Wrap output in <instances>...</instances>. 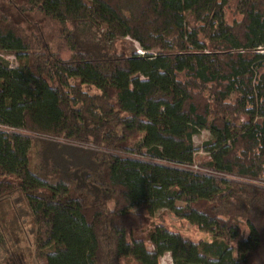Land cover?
I'll use <instances>...</instances> for the list:
<instances>
[{
	"label": "trees",
	"instance_id": "trees-1",
	"mask_svg": "<svg viewBox=\"0 0 264 264\" xmlns=\"http://www.w3.org/2000/svg\"><path fill=\"white\" fill-rule=\"evenodd\" d=\"M25 2L62 26L71 51L30 47L0 20V51L16 58L0 59V203L23 200L37 260L159 264L168 253L172 264H264V0ZM126 37L139 50L115 51ZM206 86L207 98L192 91ZM202 128L208 158L195 163ZM20 131L48 139L35 164L34 141ZM66 149L85 157L68 151L76 160L64 162ZM134 207L147 218L169 210L211 240L159 224L137 230ZM145 240L153 251L131 243Z\"/></svg>",
	"mask_w": 264,
	"mask_h": 264
},
{
	"label": "rangeland",
	"instance_id": "rangeland-1",
	"mask_svg": "<svg viewBox=\"0 0 264 264\" xmlns=\"http://www.w3.org/2000/svg\"><path fill=\"white\" fill-rule=\"evenodd\" d=\"M225 19L228 23L234 24L239 22L241 16L236 13L234 9V1H231L225 8ZM0 20H4L11 24L16 30L26 38L30 47H37L36 49H48L57 53L63 58H68L71 55V51L68 48L67 41L65 38V31L62 26L53 18H50L36 9H30L25 0H0ZM70 28V26L68 25ZM114 50L119 53H128L131 50H139L137 42L126 37L116 41ZM0 59L4 60L10 66L16 64V58L12 52L0 51ZM181 73L179 76L181 79L186 80ZM187 77V76H186ZM188 78V77H187ZM208 86L206 88H200V90L192 89L198 96L207 98L209 96ZM81 90L88 94L98 93V90L91 85H81ZM28 133L34 141L33 152H32V163L35 164L41 159L39 154L40 144L43 139H47L45 136L37 133H29L27 131H20ZM211 137L208 128H202L197 134L193 136V143L196 148L194 153V162L199 163L202 160L208 158V154L202 150L203 142L209 140ZM48 140V139H47ZM79 149L89 151V146L78 145ZM75 152L71 149H66L57 154H63L64 162L72 163L71 161L76 160L78 155L82 158L85 157L83 151ZM72 151L77 154L76 159L74 154L68 152ZM53 155V153H51ZM49 156V155H48ZM50 159V156H49ZM48 159V160H49ZM5 200L0 203V213L6 212L5 223L0 222V234L4 235V243H0V264H10L17 257L25 259L26 264H44L42 261H38L35 257L34 246H33V235L30 233V221L29 218L24 214L23 200L20 199L18 194H12L11 196L5 197ZM133 211L140 213V219L138 223V229L141 231L149 230L153 225H163L169 230L179 232L183 238L191 241H210L211 235L208 232L200 230L196 225L189 223L185 219L177 218L169 210L161 209L156 212L154 216L147 218L144 216V211L141 207H134ZM18 214V215H17ZM13 215H17L18 219L14 223H10L9 220ZM144 216V217H143ZM13 226L14 230L10 228L4 229L1 225ZM244 234H247V228L241 225ZM130 232V234H129ZM11 239L7 237L11 236ZM131 233H135V229L131 228L128 230V239H131ZM16 236V237H15ZM18 238V240L16 239ZM138 249L153 251L155 246L152 242L145 240L142 243L131 242ZM123 264H134L130 259H122ZM159 264H172L171 257L168 253L163 254L159 259Z\"/></svg>",
	"mask_w": 264,
	"mask_h": 264
},
{
	"label": "built area",
	"instance_id": "built-area-1",
	"mask_svg": "<svg viewBox=\"0 0 264 264\" xmlns=\"http://www.w3.org/2000/svg\"><path fill=\"white\" fill-rule=\"evenodd\" d=\"M193 168H194V169H197V166H196V165H193ZM263 177H264V176H263Z\"/></svg>",
	"mask_w": 264,
	"mask_h": 264
}]
</instances>
